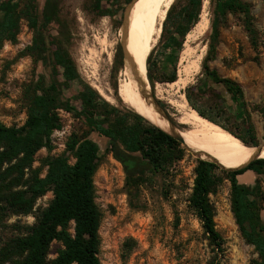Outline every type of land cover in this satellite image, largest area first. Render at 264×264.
Returning <instances> with one entry per match:
<instances>
[{
	"label": "rangeland",
	"instance_id": "obj_1",
	"mask_svg": "<svg viewBox=\"0 0 264 264\" xmlns=\"http://www.w3.org/2000/svg\"><path fill=\"white\" fill-rule=\"evenodd\" d=\"M44 1L34 0L38 13ZM214 1L202 0L200 15L204 12L208 21L202 33L195 25L192 26L184 36L181 48L173 50L161 46L160 32L148 55L149 60L147 57L146 66L148 63L152 65L153 87L149 83L150 93L153 99L164 105L161 108L170 118L174 110L167 102L165 89L166 84L171 82L165 80L175 70V81L180 78L186 82L185 89L201 78L211 35ZM242 1L250 5L251 23L260 36L259 46L255 49L249 42L243 16L239 13L227 14L207 65L221 77L230 78L241 87L246 113L259 144L264 139V0ZM181 2L173 0L172 19ZM58 3L59 14L56 23L49 28L50 34L55 35L67 51L80 78L94 90L97 89L98 94L110 104L137 113L125 104L117 92L121 81L128 80L123 58L120 60L118 55L121 53L120 28L129 2L101 0L100 9L108 10V15H100L93 0H58ZM32 35V29L22 20L16 40L4 42L0 49V122L6 126H21L24 123L29 89L40 75L48 77L50 72V68L38 58L25 53L31 45ZM78 90V84H72L66 91L71 104L76 107H79L75 100ZM199 106L214 116L213 108L217 106H223L231 114L233 112L231 96L216 84L209 86ZM147 111L149 117L154 116L153 106ZM57 112L61 126L50 135L52 148L37 151L32 167L38 168L47 157L67 155L65 144L71 134L87 136L97 145L99 164L93 184L94 201L101 212L98 229L100 264H253L257 260L254 247L244 240L235 224L230 206V182L222 169L214 170L217 183L208 194L214 210L215 228L222 239V250L216 251L208 244L200 221L189 205L195 167L197 160H201L198 156L184 149L182 158L164 171L148 174L145 183L130 185L126 182L122 165L108 150V139L92 131L91 123L83 114L62 109ZM140 116L152 122L147 114ZM220 121L226 124V121ZM229 125L235 126L233 123ZM73 161L70 157L69 162ZM46 170L47 166L41 167V177ZM237 180L249 188L258 187L264 196V170L260 173L248 170L237 176ZM51 198V192L40 197L30 215L1 217L0 242L16 233L14 225L32 224L35 215L47 206ZM260 219L264 223V201ZM55 246L52 245L48 258L55 256Z\"/></svg>",
	"mask_w": 264,
	"mask_h": 264
},
{
	"label": "trees",
	"instance_id": "obj_2",
	"mask_svg": "<svg viewBox=\"0 0 264 264\" xmlns=\"http://www.w3.org/2000/svg\"><path fill=\"white\" fill-rule=\"evenodd\" d=\"M93 1L100 15H108V10L100 9L101 0ZM108 1L116 3L117 0ZM201 6L202 0H182L172 19L175 3L170 5L162 23L159 41L162 47L181 48L184 36L198 22ZM235 13L243 16L251 45L255 49L259 46L260 36L251 23L250 5L242 0H215L208 51L202 63L203 74L194 84L186 86L183 94L197 114L244 144L255 146L254 129L246 113L241 87L207 65L220 27L225 24L227 14ZM58 14V0H45L39 13L34 0H0V49L4 42L16 40L24 20L33 31L31 45L25 53L50 68L48 77L40 75L28 91L24 123L6 126L0 122V218L30 215L36 201L47 192L52 193L47 206L39 210L32 224L14 225L16 233L0 242V264H100L98 229L101 212L94 201L93 184L99 164L97 145L87 136L71 134L65 144L67 155L47 157L41 166L32 167L37 151L52 148L50 135L61 126L58 109L83 114L91 123V130L108 139V150L122 165L126 182L130 185L145 183L148 174L164 171L184 154V149L170 135L137 113L110 104L80 78L67 51L56 36L50 34L49 28L56 23ZM118 57L122 60V52ZM151 66L148 63L146 69L153 87ZM175 79L173 70L165 81L172 83ZM72 84L79 86L75 96L79 107L71 104L67 97L66 91ZM213 84L220 85L231 96L232 114L223 106L213 108L215 116L200 108L199 104ZM70 157L74 159L72 163ZM42 166H47L43 177L40 176ZM215 169H219L216 164L197 160L189 205L200 221L208 244L221 251L222 239L215 228L214 210L208 198L217 183ZM248 170L263 171L264 159L253 160L236 170L221 171L230 182V206L235 224L257 253L258 258L253 264H264V223L260 219L264 196L258 187L249 188L237 180V176ZM53 244H56L55 256L48 258Z\"/></svg>",
	"mask_w": 264,
	"mask_h": 264
},
{
	"label": "bare ground",
	"instance_id": "obj_3",
	"mask_svg": "<svg viewBox=\"0 0 264 264\" xmlns=\"http://www.w3.org/2000/svg\"><path fill=\"white\" fill-rule=\"evenodd\" d=\"M134 2L119 34L127 54V58L124 60V71L128 75V80L123 79L121 81L117 92L125 104L127 103L140 115L147 114L149 117L147 110L153 104L150 99L143 97L141 87L136 81L137 79L142 81L148 90L149 79L146 74V60L159 38L162 23L173 0H135ZM207 22L203 12L195 27L202 33ZM185 83L179 78L166 84L167 102L174 110L171 117L176 123L173 128L174 132L179 134L183 138L184 144L200 158H214L223 167L229 169L245 164L255 152V148L244 144L240 139L219 125L203 118L189 107L182 93ZM153 111L154 116L149 117L152 120L151 123L169 131L171 127L166 120L159 116L154 106ZM258 158L264 159V147Z\"/></svg>",
	"mask_w": 264,
	"mask_h": 264
},
{
	"label": "water",
	"instance_id": "obj_4",
	"mask_svg": "<svg viewBox=\"0 0 264 264\" xmlns=\"http://www.w3.org/2000/svg\"><path fill=\"white\" fill-rule=\"evenodd\" d=\"M134 1H135V0H131V1L128 3L127 7L125 8V11H124V14H123V21H122L121 29H120V30H122L123 27H124V25H125L126 12H127L128 8H129L130 4H131L132 2H134ZM120 47H121L122 58H123V63H124V60L127 58V54H126V51H125V49H124V45H123V43H122V37L120 38ZM136 82H137V84H139L140 87H141V94H143V97H144V98H148V99L151 100V103L153 104V106H154V108L156 109V111H157V113L159 114V116H160L161 118H163L164 120H166L167 123H168V125H169V127H171V128H170L169 131H165V130L159 128L158 126L154 125L153 123H152V124H153L154 126L158 127L159 129H161L162 131H164L165 133H167L168 135H170L172 138H174V140H176V141L182 146L183 149H185V150H187L188 152H190V153H192V154L198 156L196 153H194L191 149H189V148L184 144V140H183V138H182L179 134H177V133L174 132V129H173V128L176 126V124L173 122V120L170 118V116H169L168 114H166V113L163 111V109H162L161 106L158 104V102H157L155 99H153V96H152V94L150 93V86H149L148 90H146V86H145V84H144L142 81H140L139 79H137ZM142 117H143V116H142ZM145 119H146V118H145ZM146 120H147V119H146ZM148 121H149V120H148ZM149 122H150V121H149ZM150 123H151V122H150ZM252 147L255 148V152L252 154V156L249 158V160H248L245 164H243V165H241V166H239V167H237V168H230V169H229V168H225V167H223L218 161H216L214 158L204 159V158H200V156H198V157H199L201 160H203V161H207V162H211V163L216 164V165H217L220 169H222V170H225V171H232V170H236V169H238V168H241V167L246 166L249 162H251V161H253V160L259 159L258 156H260V152H261L262 148L264 147V139H263L259 144L255 145V146H252Z\"/></svg>",
	"mask_w": 264,
	"mask_h": 264
}]
</instances>
